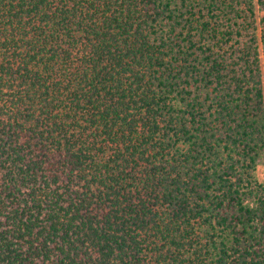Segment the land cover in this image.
Segmentation results:
<instances>
[{
  "label": "trees",
  "instance_id": "16d2710c",
  "mask_svg": "<svg viewBox=\"0 0 264 264\" xmlns=\"http://www.w3.org/2000/svg\"><path fill=\"white\" fill-rule=\"evenodd\" d=\"M264 0H0V264H264Z\"/></svg>",
  "mask_w": 264,
  "mask_h": 264
},
{
  "label": "rangeland",
  "instance_id": "374dc122",
  "mask_svg": "<svg viewBox=\"0 0 264 264\" xmlns=\"http://www.w3.org/2000/svg\"><path fill=\"white\" fill-rule=\"evenodd\" d=\"M258 177L262 182H264V154L259 162Z\"/></svg>",
  "mask_w": 264,
  "mask_h": 264
}]
</instances>
